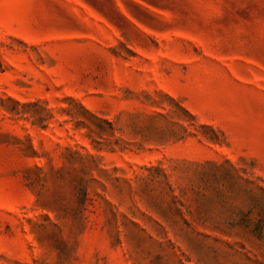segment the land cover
I'll return each mask as SVG.
<instances>
[{"label":"rangeland","instance_id":"1","mask_svg":"<svg viewBox=\"0 0 264 264\" xmlns=\"http://www.w3.org/2000/svg\"><path fill=\"white\" fill-rule=\"evenodd\" d=\"M0 264H264V0H0Z\"/></svg>","mask_w":264,"mask_h":264}]
</instances>
